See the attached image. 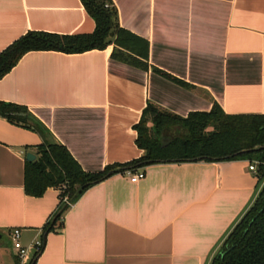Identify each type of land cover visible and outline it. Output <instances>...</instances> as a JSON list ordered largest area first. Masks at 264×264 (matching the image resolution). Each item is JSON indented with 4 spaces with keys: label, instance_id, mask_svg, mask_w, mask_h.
I'll use <instances>...</instances> for the list:
<instances>
[{
    "label": "crops",
    "instance_id": "1",
    "mask_svg": "<svg viewBox=\"0 0 264 264\" xmlns=\"http://www.w3.org/2000/svg\"><path fill=\"white\" fill-rule=\"evenodd\" d=\"M111 1L120 27L149 42L148 71L110 46L30 52L0 80V102L25 107L85 172L116 167L56 221L60 191L25 190L27 155L37 161L44 139L0 117V264H20L13 229L26 246L43 240L34 264H210L264 185L249 160L121 167L145 155L135 126L149 103L181 117L215 105L264 115V0ZM94 30L81 0H0V53L32 31ZM130 171L145 178L132 183Z\"/></svg>",
    "mask_w": 264,
    "mask_h": 264
},
{
    "label": "trees",
    "instance_id": "2",
    "mask_svg": "<svg viewBox=\"0 0 264 264\" xmlns=\"http://www.w3.org/2000/svg\"><path fill=\"white\" fill-rule=\"evenodd\" d=\"M81 2L95 22L94 32L74 35L27 33L0 53V80L30 52L82 54L106 50L110 46H113L112 59L148 71L149 42L120 27L112 1ZM153 71L182 87L192 88L159 69L154 68ZM0 117L32 129L44 139V143L37 148L38 160L26 163L25 190L30 196L41 197L48 188H56L60 191L62 202L68 198L70 205H74L89 188L115 174V166H109L100 173L85 172L68 149L55 143L46 128L25 107L0 102ZM149 122L153 125V134L148 129ZM135 130L138 133L136 144L145 155L121 166L123 168L131 170L173 162H254L256 158L259 163L258 179L264 182V149L241 154L245 150L264 147V115L230 116L215 105L210 112H191L181 117L149 103ZM77 186L83 187L80 193H77ZM62 205L63 211L56 221L70 208L66 203ZM55 223L48 224L45 230L52 231ZM210 264H264V185Z\"/></svg>",
    "mask_w": 264,
    "mask_h": 264
},
{
    "label": "built area",
    "instance_id": "3",
    "mask_svg": "<svg viewBox=\"0 0 264 264\" xmlns=\"http://www.w3.org/2000/svg\"><path fill=\"white\" fill-rule=\"evenodd\" d=\"M258 165V162L251 164L249 170L258 173ZM128 176L130 177L132 183H138L145 178V174L143 172L132 173L130 171L128 172ZM63 203L70 205L68 198H64ZM71 206L72 205H70V207ZM10 235L13 243V248L16 252V256L20 260V264H34L35 259L41 254L43 250V240L37 239L29 246H26L23 244L22 231L20 229H13Z\"/></svg>",
    "mask_w": 264,
    "mask_h": 264
},
{
    "label": "water",
    "instance_id": "4",
    "mask_svg": "<svg viewBox=\"0 0 264 264\" xmlns=\"http://www.w3.org/2000/svg\"><path fill=\"white\" fill-rule=\"evenodd\" d=\"M262 149H264V147H256V148H254V149H252V150H245V151H242L241 152V154H246V153H251V152H258V151H261ZM36 160V156L35 155H33V154H31V153H29L28 155H27V161L28 162H33V161H35ZM83 190V187H81V186H77V193H80L81 191ZM1 238V237H0Z\"/></svg>",
    "mask_w": 264,
    "mask_h": 264
},
{
    "label": "rangeland",
    "instance_id": "5",
    "mask_svg": "<svg viewBox=\"0 0 264 264\" xmlns=\"http://www.w3.org/2000/svg\"><path fill=\"white\" fill-rule=\"evenodd\" d=\"M152 126H153L152 123L149 122V123H148V129H149L150 132L153 134ZM172 133H174V132H172ZM260 147H261V146H260ZM255 160H256V161H254V162H258L256 158H255ZM263 183H264V182H263Z\"/></svg>",
    "mask_w": 264,
    "mask_h": 264
}]
</instances>
